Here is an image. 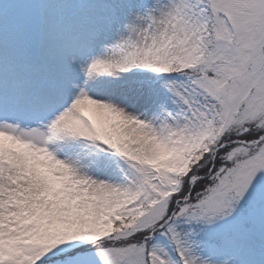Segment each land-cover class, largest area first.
Returning a JSON list of instances; mask_svg holds the SVG:
<instances>
[{
	"label": "snow or ice",
	"instance_id": "6c2138e0",
	"mask_svg": "<svg viewBox=\"0 0 264 264\" xmlns=\"http://www.w3.org/2000/svg\"><path fill=\"white\" fill-rule=\"evenodd\" d=\"M0 264H264V0H0Z\"/></svg>",
	"mask_w": 264,
	"mask_h": 264
}]
</instances>
